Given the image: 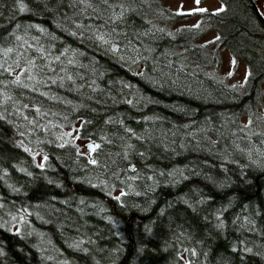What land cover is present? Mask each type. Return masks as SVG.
<instances>
[{
    "label": "trees",
    "instance_id": "16d2710c",
    "mask_svg": "<svg viewBox=\"0 0 264 264\" xmlns=\"http://www.w3.org/2000/svg\"><path fill=\"white\" fill-rule=\"evenodd\" d=\"M219 2L0 0V264H264V15Z\"/></svg>",
    "mask_w": 264,
    "mask_h": 264
},
{
    "label": "rangeland",
    "instance_id": "374dc122",
    "mask_svg": "<svg viewBox=\"0 0 264 264\" xmlns=\"http://www.w3.org/2000/svg\"><path fill=\"white\" fill-rule=\"evenodd\" d=\"M260 10L262 11L264 15V0H256ZM165 5H167L170 9H173L177 12H191L196 9H210V10H216L221 7V3L219 0H164ZM198 20L197 15H186L177 22H174L173 24H170L169 27H167L169 30H174L176 27H179L180 25H188V24H194ZM216 36L215 31H209L207 32L201 40L211 41ZM220 63L218 65V69L220 70V73L227 76L228 81L231 83H240L244 79V77L248 73L247 65L239 59H235L230 52L227 49L220 50ZM260 110L262 112L259 113L260 116L264 114V94L262 97V106L260 107ZM248 118H245L247 120ZM250 121V120H248ZM253 126H256L253 124ZM70 134H73V127L68 128ZM82 144L84 145L87 140H82ZM263 147H264V140H263ZM260 142L254 141L250 145V149L252 152L256 153L257 155H263V148H258ZM85 151H90L86 148H84ZM251 152V153H252ZM264 156V155H263ZM38 157H41L38 155Z\"/></svg>",
    "mask_w": 264,
    "mask_h": 264
},
{
    "label": "water",
    "instance_id": "95a60500",
    "mask_svg": "<svg viewBox=\"0 0 264 264\" xmlns=\"http://www.w3.org/2000/svg\"><path fill=\"white\" fill-rule=\"evenodd\" d=\"M85 144H86L87 148H88L90 151L93 150V148H94V146H95L94 142H92L91 140H88ZM118 264H122V263H118Z\"/></svg>",
    "mask_w": 264,
    "mask_h": 264
}]
</instances>
